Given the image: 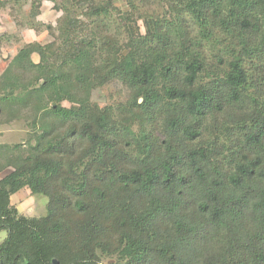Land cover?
I'll return each instance as SVG.
<instances>
[{"label":"trees","instance_id":"1","mask_svg":"<svg viewBox=\"0 0 264 264\" xmlns=\"http://www.w3.org/2000/svg\"><path fill=\"white\" fill-rule=\"evenodd\" d=\"M169 1L195 38L153 21V44L96 66L70 25L62 46L23 48L0 75V120L28 109L35 142L0 146V173L13 169L0 180V264H264V0ZM115 79L130 97L121 132L111 107L79 96ZM24 188L48 198L46 216L11 206Z\"/></svg>","mask_w":264,"mask_h":264},{"label":"rangeland","instance_id":"2","mask_svg":"<svg viewBox=\"0 0 264 264\" xmlns=\"http://www.w3.org/2000/svg\"><path fill=\"white\" fill-rule=\"evenodd\" d=\"M39 0H0V75L6 70L12 59L23 48L30 45L47 46L55 44L62 46L65 39V29L70 25L79 27L82 40L92 42L95 48V65H100L102 59L107 60L115 49L121 48L138 38L153 40L148 36V27L153 21H158L169 31L178 42L180 36L195 38L196 29L191 24L189 15L177 8L169 0H41V7L36 11L33 4ZM37 4V3H36ZM105 7L109 12L99 18L93 13L89 5ZM37 12V15H34ZM51 27V30L48 29ZM82 31V32H81ZM34 62H39V56H32ZM28 74L26 79H32ZM89 96L93 108L111 107L116 120V131L121 132L122 120L120 113L129 100V91L122 82L115 79L111 83L90 90L83 91L81 97ZM2 96V93H0ZM78 96V97H79ZM142 100V99H140ZM139 100V102H140ZM142 102V101H141ZM63 106L70 107L71 103L64 102ZM17 118L3 116L0 120V146H7L18 152L28 150L32 140V123L34 117L27 109L19 110ZM153 127L157 137L161 133ZM138 126L133 132H139ZM129 150L131 148H128ZM128 150V151H129ZM13 171L8 168L0 173V180ZM48 198L33 195L28 188L16 193L11 206L20 215L28 218H40L47 215ZM7 237V232H0V244ZM103 264H115V258L102 259Z\"/></svg>","mask_w":264,"mask_h":264},{"label":"water","instance_id":"3","mask_svg":"<svg viewBox=\"0 0 264 264\" xmlns=\"http://www.w3.org/2000/svg\"><path fill=\"white\" fill-rule=\"evenodd\" d=\"M141 101H142V100H140V102H141ZM53 264H59V263H58L57 260H54V261H53Z\"/></svg>","mask_w":264,"mask_h":264},{"label":"crops","instance_id":"4","mask_svg":"<svg viewBox=\"0 0 264 264\" xmlns=\"http://www.w3.org/2000/svg\"><path fill=\"white\" fill-rule=\"evenodd\" d=\"M13 196H14V195H13ZM13 196L11 197V203H12V198H13ZM6 238H7V237H6ZM6 238H5V239H6ZM5 239H4V241H5ZM4 241H3V242H4ZM3 242H2V243H3ZM2 243H1V244H2ZM1 244H0V245H1Z\"/></svg>","mask_w":264,"mask_h":264}]
</instances>
